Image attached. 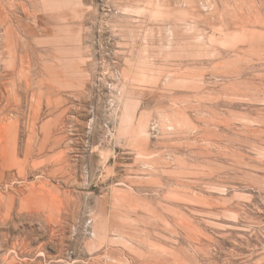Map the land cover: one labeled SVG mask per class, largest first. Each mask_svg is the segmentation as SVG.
Returning <instances> with one entry per match:
<instances>
[{"label": "rangeland", "instance_id": "1", "mask_svg": "<svg viewBox=\"0 0 264 264\" xmlns=\"http://www.w3.org/2000/svg\"><path fill=\"white\" fill-rule=\"evenodd\" d=\"M0 264H264V0H0Z\"/></svg>", "mask_w": 264, "mask_h": 264}]
</instances>
